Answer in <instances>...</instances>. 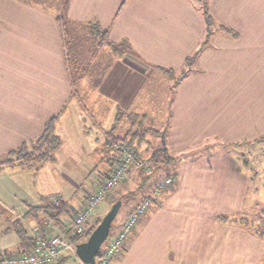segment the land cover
I'll use <instances>...</instances> for the list:
<instances>
[{
	"label": "crops",
	"instance_id": "1",
	"mask_svg": "<svg viewBox=\"0 0 264 264\" xmlns=\"http://www.w3.org/2000/svg\"><path fill=\"white\" fill-rule=\"evenodd\" d=\"M64 21L96 27L93 35L100 36L87 73L83 68L79 76L83 84L76 86L66 75ZM99 31L106 32L103 39ZM90 69L98 72V84H86ZM121 70L132 75V95L143 86L136 76L173 77L167 95L154 94L155 103L151 98L156 115L150 127L137 128L147 115L139 111L140 101L127 98L126 85L117 82ZM0 77L6 79L0 82L2 157L38 137L54 116L62 140L75 132L87 140L100 139L108 149L106 139L127 136L147 159L158 147L168 158L186 149L199 151L174 179L175 188L139 221L109 264H264V205L257 221L253 207L244 211L249 178L241 160L249 163L237 150L239 143L264 137V0H52V8L0 0ZM120 101L131 129L115 132L106 127L110 131L95 135L83 125L102 118L116 123ZM142 130L147 131L145 141L139 142L140 135L133 133ZM114 157L87 156L82 165L106 175L117 162ZM187 166L202 170V187ZM30 169L0 172V204L21 216L29 239L22 241L14 225L6 224L0 230V252L30 249L34 234L66 236L65 220L85 202L86 193L73 199L68 191L62 193V184L52 192L41 185L35 188L28 179ZM67 180L77 186L73 178ZM87 180L88 191L98 187L96 175ZM195 190L202 194V203L189 209L182 196ZM55 199L63 207H53ZM53 213L58 214L50 218ZM230 214L234 216L229 219ZM237 217L247 219L236 222Z\"/></svg>",
	"mask_w": 264,
	"mask_h": 264
},
{
	"label": "rangeland",
	"instance_id": "2",
	"mask_svg": "<svg viewBox=\"0 0 264 264\" xmlns=\"http://www.w3.org/2000/svg\"><path fill=\"white\" fill-rule=\"evenodd\" d=\"M26 1H31L35 3L36 5H41L46 8H52V0H26ZM60 0H57L59 2ZM202 2H205V0H202ZM65 22V21H64ZM62 24V23H61ZM64 29L62 28V31L64 33V46H65V53H64V62H65V67H66V75L68 77L70 85L78 84L79 82L83 84L84 80H80L79 76L82 74L83 68H87L88 62L91 57V50L92 48L95 47L93 44H95L97 41H99V37L96 38L95 35H93V29H91L88 26H73L69 22H65L64 24ZM113 50V48H112ZM193 59H188V63H192ZM185 72L188 71V65L186 64L185 66ZM98 68H101L100 66ZM95 69H90V76L86 74V77H88V81L85 80L86 84L89 83H97L99 81V76L98 72L94 75ZM87 73L86 69L84 71ZM12 77V76H11ZM103 78V76H101ZM137 77V83L142 82L143 86L142 88L138 89L134 95V88H133V80H132V75H127L125 71L121 70L118 74V81L121 82L124 85H126V89L128 90V95L127 98L134 99L135 97V102L140 101L142 105L139 104V111L143 114H146L147 116H144V121L142 123H138L137 128L143 129L146 127H150L152 123L150 120L151 118L154 120V116L156 115L155 112L152 110L154 106H152V102H156L154 100V94L155 95H167V93L170 91L171 86H172V80L173 77L166 73L165 78H155L153 75H145L144 78L140 76ZM15 78V77H14ZM0 82L6 83V79L4 77H0ZM144 82V83H143ZM132 85V86H131ZM69 86V84H68ZM100 93L103 98L106 100V94L103 93L104 91H101ZM158 90V91H157ZM124 92H120L119 94L124 96ZM153 101H152V99ZM133 102V100H132ZM118 106L116 108V123L111 124L108 122L106 119L103 120L102 122H97L93 120V123H88L87 121L82 122L85 127H90V129L93 131V134L95 135H101L100 132L105 131H110V129L106 127H111L112 130L115 129V132L119 129L121 132L123 129H131L132 124L128 119H126L125 114H123L124 111H126V107H124L122 101L117 103ZM143 107V108H142ZM157 109V108H156ZM119 111H121L119 113ZM138 114V118L140 120L141 114ZM158 112V110H157ZM115 115V114H114ZM109 117V116H108ZM194 118V117H192ZM195 120H192L194 122ZM69 125V124H67ZM56 127V124H55ZM189 127V124L187 125ZM155 128V127H153ZM65 129V128H64ZM89 129V131H91ZM107 129V130H106ZM66 131V130H65ZM64 131V135H66L67 132ZM143 131V130H142ZM140 131V132H142ZM55 134L59 138V146L52 152V160L46 161L42 164L43 166L39 165H28V166H13L10 168H4L3 170H0V172L6 171L8 169L12 168H21V169H29V171L24 170L23 172H29L28 173V179L31 182V184H34L35 188H39L40 185L42 188H44L47 191H54L56 188H58L55 185H61L62 184V193H71L74 196H72L73 199H76L82 194H85V202L83 206L86 203L87 196L94 192L96 190L92 189L91 191H88L91 186L88 185V180L87 178H92L96 175V177L99 178L98 180V185L101 183V181L106 177V175L103 174V172L98 173L97 171L94 172H88L85 170V166L82 165L84 161L87 160V156L91 157L92 159H98L99 157H102V159L106 158H111L114 153L117 155V151L114 149L110 148H105L104 143L102 144V141L100 139L95 140H87L85 135L79 136L78 133H68L65 138L62 140V138L56 133V130H54ZM92 134V135H93ZM153 133H150L152 135ZM146 135V134H145ZM144 135V136H145ZM70 136L73 138L70 139ZM79 136V137H77ZM105 136V135H104ZM89 141V144H88ZM145 141V137H143V140ZM62 144V145H61ZM89 145H90V150H89ZM159 145V144H158ZM88 148H87V147ZM164 147V146H163ZM59 150L58 152H56ZM136 150V149H135ZM231 150V149H230ZM238 151H243L242 152V157L246 158L248 160L249 165L244 164V159L241 160L242 164V169L243 171L248 174V185H247V193H246V204H244V208H246L244 211H250L252 210L251 207H253V211H255V217L254 221H257L258 219V213L261 211L262 205H264V137L254 140L253 142H242L238 144ZM189 151V152H188ZM90 152V154H88ZM137 152V151H136ZM183 153V152H182ZM199 154V151H193L192 149L190 150H184V153L182 155H179L178 157L174 156L175 153H170L171 158H168L165 156V161L161 163V165L154 166L152 165L148 159L146 158L147 156H142L141 153L137 152V155L146 162V165H149L150 169L145 170V174L148 173V176L144 178L143 173H140L142 170L141 168H133L131 167L126 175V178L123 182L117 183L114 187H112L107 195L104 197L100 205L96 208L95 213L91 216L89 220V224L91 223L92 225L98 224L100 220L103 218V216L106 214V212L110 209V207L117 201L121 200V204L119 207V210L112 221L109 236H111L115 228L118 224L121 222L123 223L126 219V217L129 214V211L134 208L142 199L149 197L150 202L146 208V210L139 216L135 227L139 223V221L142 220V218L147 215L148 212L153 211L158 207V203L165 197L170 191H172L176 183H173L171 186H169L167 189L164 190V192L158 196L154 197L153 196V190L156 186L157 183L161 182L165 177L171 176L175 180L179 179V175L181 176L184 173V169L186 168V165H184L188 160H195L197 158V155ZM118 156V155H117ZM5 157V156H3ZM2 156H0V160L3 159ZM143 157V158H142ZM58 160H57V159ZM84 159V160H83ZM54 160H57L55 165H52ZM250 164L253 166V170L250 166ZM184 170V171H182ZM139 172L140 174L137 173L135 175V172ZM187 171L188 174H192L193 177L195 178V184L199 187L201 185L202 187V170H199L198 167L190 168V166H187ZM251 172L255 173L256 177L253 179L251 177ZM135 173V174H134ZM142 174V175H141ZM92 175V176H91ZM17 179V174L14 175ZM68 177L73 178L75 182H77V186H69L70 180H67ZM187 177H190L189 175ZM27 178H25V181ZM96 181V179H94ZM34 182V183H33ZM88 185V186H87ZM197 190V189H196ZM187 193L182 196L183 199H185V204L189 209H193L194 206H199V203H202V194L199 197V190L198 193L196 192ZM59 191V190H58ZM68 191V192H67ZM58 195V194H57ZM57 200V199H55ZM57 203L58 200L56 201ZM199 202V203H198ZM83 206L74 209L71 217H73L78 210H80ZM248 208V209H247ZM7 210V211H6ZM252 211V214H254ZM233 214H230L228 217L229 219L233 217ZM70 217V218H71ZM238 217H241L240 215ZM236 218V222H241L244 219ZM69 218V219H70ZM12 219V221H11ZM69 219L65 220L67 222ZM15 221V222H14ZM22 218L18 214H12L9 209H5L3 205L0 204V230L6 225V224H11L12 226L14 225L17 226L19 223H22ZM64 221V220H63ZM19 222V223H18ZM64 222V223H65ZM243 222V221H242ZM121 223V224H122ZM23 224V223H22ZM65 230H66V235L69 236V233L67 231V225L66 223L64 224ZM131 231L129 235H132L134 233V229ZM95 228V227H94ZM264 235V234H263ZM107 237V239L109 238ZM87 237H83L77 241L81 242L84 241ZM107 239L105 241H107ZM128 239V238H127ZM127 241V240H126ZM105 242L103 243V245ZM103 248V246H102ZM101 249V248H100ZM64 257L58 261H56V264H84L82 263L79 258L77 257L76 254H69L67 252L64 253Z\"/></svg>",
	"mask_w": 264,
	"mask_h": 264
},
{
	"label": "built area",
	"instance_id": "3",
	"mask_svg": "<svg viewBox=\"0 0 264 264\" xmlns=\"http://www.w3.org/2000/svg\"><path fill=\"white\" fill-rule=\"evenodd\" d=\"M113 146L117 151V162L96 190L87 196L85 205L66 222L69 236L56 233L34 234L30 249L16 253L0 252V264H53L63 258L65 252L76 254L75 245L77 241L87 237L89 220L108 191L117 183L125 180L131 167L150 169L149 165H146V162L137 155L136 150L125 141H117ZM173 182V177H165L156 184L153 196H160ZM149 202V197L142 199L129 211L120 227L111 236L108 235L109 238L102 245L103 248L101 246L95 258V264L110 263L111 259L123 248L139 216L146 210Z\"/></svg>",
	"mask_w": 264,
	"mask_h": 264
},
{
	"label": "trees",
	"instance_id": "4",
	"mask_svg": "<svg viewBox=\"0 0 264 264\" xmlns=\"http://www.w3.org/2000/svg\"><path fill=\"white\" fill-rule=\"evenodd\" d=\"M92 28L95 32L98 31V28L96 27H92ZM99 33L102 34L101 37L103 36L102 37L103 39L106 32L99 31ZM168 72L171 73V71H168ZM57 118H58L57 116L50 118L45 123L43 130L38 137H36L33 140H30L29 142H23L17 148L8 151L5 157L2 160H0V170H3L4 168H10L16 165L17 166H21V165L39 166V165H42V163L46 161L52 160V152L56 148H58L59 143H60L58 136L54 132ZM146 132H147L146 130H143L142 132H138V133L135 132L133 134L140 135L139 139L137 138V140L141 142ZM120 140L125 141L129 145L131 143L130 138H128L127 136H123L119 138L106 139V145H108V148L114 149L113 145L115 144V142L120 141ZM115 156L116 157L114 158L115 160H117V155ZM165 156H166V153L165 151H163V148L158 147L154 152L150 154V156L148 157V161L152 165L158 166V165H161V163L165 161L164 159ZM141 169L142 170L140 171V173H143L144 175L145 170L144 168H141ZM147 176H148V173L144 175V178H146ZM53 207L60 209L61 207H63V204L59 202L58 204H55V206ZM57 214L58 213L50 214V218L56 217ZM263 220H264V216H263ZM96 225L97 223L88 227L87 236L90 234V232L94 229ZM15 229L22 241L25 239L29 240L28 237L25 236V229L21 225V223L15 226ZM261 231L262 233H264V227Z\"/></svg>",
	"mask_w": 264,
	"mask_h": 264
},
{
	"label": "water",
	"instance_id": "5",
	"mask_svg": "<svg viewBox=\"0 0 264 264\" xmlns=\"http://www.w3.org/2000/svg\"><path fill=\"white\" fill-rule=\"evenodd\" d=\"M120 204L121 200H117L87 238L84 241L76 243V255L82 263L95 264V258L109 235L112 221L119 210Z\"/></svg>",
	"mask_w": 264,
	"mask_h": 264
}]
</instances>
